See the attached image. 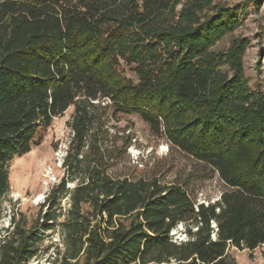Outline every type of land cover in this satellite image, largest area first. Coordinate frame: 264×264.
Here are the masks:
<instances>
[{"label": "trees", "instance_id": "trees-1", "mask_svg": "<svg viewBox=\"0 0 264 264\" xmlns=\"http://www.w3.org/2000/svg\"><path fill=\"white\" fill-rule=\"evenodd\" d=\"M240 26L212 0H0V221L10 162L74 106L65 175L31 226L0 229V264H29L57 227L62 264H230L231 248L263 245L264 91L245 72L250 42L220 47ZM132 114L216 171L220 200L115 173L129 141L111 122Z\"/></svg>", "mask_w": 264, "mask_h": 264}, {"label": "rangeland", "instance_id": "rangeland-1", "mask_svg": "<svg viewBox=\"0 0 264 264\" xmlns=\"http://www.w3.org/2000/svg\"><path fill=\"white\" fill-rule=\"evenodd\" d=\"M214 5L234 8L241 26L227 36L220 47H227L233 38L243 37L250 42L244 58L250 85L264 91V0H212ZM74 113L71 106L52 125L40 130L29 153L16 156L9 167L10 191L2 202L0 229L11 227L12 221L22 220L31 226L39 217L50 191L65 175L64 160L73 136L69 122ZM111 132L119 144L129 141L127 152L116 164L114 172L131 178L159 177L168 183L184 186L197 204L216 203L226 190L219 174L210 167L173 147L165 137L155 135L139 115H119L111 122ZM119 137H122L121 140ZM75 182L68 183L73 188ZM70 196L61 200L63 220L70 208ZM44 239L37 255L29 264H62L56 260L58 250L64 252L60 230L39 231ZM178 241H186L185 225L176 229ZM230 264H264V244L253 251L231 248ZM65 264H77L75 260Z\"/></svg>", "mask_w": 264, "mask_h": 264}, {"label": "water", "instance_id": "water-1", "mask_svg": "<svg viewBox=\"0 0 264 264\" xmlns=\"http://www.w3.org/2000/svg\"><path fill=\"white\" fill-rule=\"evenodd\" d=\"M176 232H174V234H175ZM214 237H215V235H214Z\"/></svg>", "mask_w": 264, "mask_h": 264}]
</instances>
